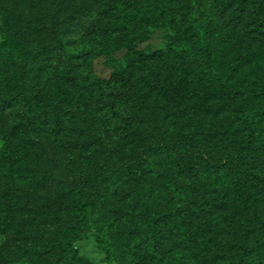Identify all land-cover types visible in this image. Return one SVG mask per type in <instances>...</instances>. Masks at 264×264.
Listing matches in <instances>:
<instances>
[{
    "label": "rangeland",
    "instance_id": "obj_1",
    "mask_svg": "<svg viewBox=\"0 0 264 264\" xmlns=\"http://www.w3.org/2000/svg\"><path fill=\"white\" fill-rule=\"evenodd\" d=\"M45 1L6 0L14 32L39 49L34 54L0 49L5 66L0 89L9 92L14 73L27 67L43 96L60 89L67 93L66 53L87 83L104 81L91 86L80 107L68 102L69 110L62 111L59 121L41 116L19 126L22 109L0 100V207L5 219L0 264H53L59 257L53 245L57 240L73 241L78 264H154L150 242L142 233L147 211L172 213L166 244L182 264H232L219 255L222 243L232 245L235 253L234 244L244 232L251 229L250 240L255 241L256 225L264 221V164L255 168L246 213L233 186L245 166L241 155L246 151L239 142L245 141L241 106L254 111L264 146V38L252 15L256 0H203L217 69L228 90L237 93L234 109L225 105L219 81L202 55L180 56L170 49L166 28L180 32L187 45L201 44L193 29L181 26L185 12L178 3L158 0L165 8L166 27L138 26L136 31L148 37L136 40L118 27L108 0H62L59 37L43 31L51 10ZM6 38L0 30V44ZM58 48L63 57L59 62ZM107 49L110 57L129 66L132 96L111 80L115 69L102 52ZM161 83L171 95L158 86ZM228 128L237 135L227 134ZM180 135L188 163L201 171L209 216L203 233L195 228L200 214L182 211L192 196L189 178L177 167L172 150ZM153 140L161 146L150 145ZM9 146L22 154H16L7 172L1 154ZM96 177L100 195L90 214L98 228L80 231L84 226L79 225L77 231L76 205L96 191ZM250 264H264L263 246Z\"/></svg>",
    "mask_w": 264,
    "mask_h": 264
},
{
    "label": "trees",
    "instance_id": "obj_2",
    "mask_svg": "<svg viewBox=\"0 0 264 264\" xmlns=\"http://www.w3.org/2000/svg\"><path fill=\"white\" fill-rule=\"evenodd\" d=\"M103 1V0H101ZM106 1V0H104ZM111 4V10L116 14L115 22L119 25L118 27L126 29L133 39H146L148 35L144 33H138L136 28L138 26L154 25L155 27L165 28L166 24L164 21V6L158 2V0H108ZM182 6L185 17L181 21V26H184L187 30L193 29L196 32L197 37L200 39V45L190 46L185 44L181 37L180 32L172 31L166 28L167 43L171 50L175 51L178 55L184 56L185 54H200L203 57V61L211 70V72L217 77L220 84V95L225 100V105L234 109L238 103L237 93L228 90L224 79L217 69L214 60V50L211 47L210 34L211 27L209 20L205 17V11L203 8V0H171ZM48 6L51 7L50 17L44 21L42 30L55 34L59 37V27L61 24L60 12L63 4L62 0H46ZM6 0H0V12L4 17V26H0V30L7 36V38L0 44V49H8L9 52L14 53L20 51L24 54H34L39 49V46L31 47L30 44H26L22 40L21 35L14 32L15 21L13 14L7 9ZM252 15L260 28V32L264 38V0L254 1V7L252 8ZM31 23V22H30ZM183 29V30H186ZM108 48V47H107ZM44 50L41 49V51ZM103 54L107 55L108 61L115 69L112 79L115 82L120 83V87L127 90L126 95L132 96L135 94V89L132 84L130 77L129 66L125 67L122 62L118 59L110 57V51L107 49L102 51ZM61 49L58 48L57 62L63 60L61 56ZM69 53H66V62L68 65V83H65L68 88V92L65 93L63 89L58 91H49L45 96L42 94V89L35 85L32 75L30 74L27 67L21 68L17 73H14V83L12 89L7 92L4 88L0 89V100L8 101L10 103L15 102L20 109H22V118L19 122V126L24 122H29L30 119H37L41 116L51 118L55 121L61 119L62 111L68 112V102H71L76 107L81 106V101L89 93L91 86H102L104 79L94 78L91 83H87L85 78L81 77L77 66L72 64L69 59ZM5 66L0 60V74H3ZM108 81V83L111 82ZM158 86L167 95H171V91L163 83ZM66 95L68 99L66 100ZM242 113L240 120L243 125V131L245 132V141L239 140L240 145L243 146L244 155L242 156L245 164L242 176L233 180V186L235 190L241 193V204L239 208L246 213L250 200L252 198V178L255 174V168L259 165L264 164V146L257 135V129L255 124V114L249 107L241 106ZM96 123H102L101 117L97 114L90 115ZM58 125H60L58 123ZM183 126H181L182 129ZM100 124V129H102ZM227 134L231 137L236 136V131L231 128L225 129ZM104 131H101V134ZM182 135L172 145L177 159V167L181 173L189 178L188 186L191 192V198L185 201L182 207L183 212H197L200 214V224L196 226V231L201 230L203 233L205 227L209 222L208 210L204 207V201L206 199L202 192V178L201 171L197 165L189 164L182 149ZM150 145L159 148L161 145L156 141H150ZM240 151L237 155H240ZM16 154H22V151L16 152L10 146L7 147L6 151L1 154L2 162L4 167L9 172L13 166V160L18 158ZM1 162V163H2ZM115 169H119L113 166ZM96 191L90 192L85 201H81L76 205V217H75V228L80 230L79 225H83V229L80 231H87L90 229L98 228L97 223L90 214V207L92 206L95 198L100 195V180L96 177L94 181ZM2 200V196L0 195ZM2 202V201H1ZM147 218L144 220L142 227V233L144 237L150 242L151 245V256L154 264H182L180 256H174L168 249L166 244V227L167 220L172 216L171 212H161L158 214H151L149 211L146 212ZM251 230V229H250ZM246 230L240 237L238 242L234 244L236 248L235 253H232V245L222 243L219 255L222 258H228L232 264H250L252 257L257 256L264 248V221L260 225H256L255 231L258 234V238L255 241L250 240V232ZM5 231V219L3 208L0 207V232ZM75 235L77 236L78 232ZM78 237H75L77 240ZM101 244H104L102 239H98ZM57 250V257L53 259V264H78L77 258V247L72 243L57 240L53 243ZM66 251V258L62 261V254Z\"/></svg>",
    "mask_w": 264,
    "mask_h": 264
}]
</instances>
